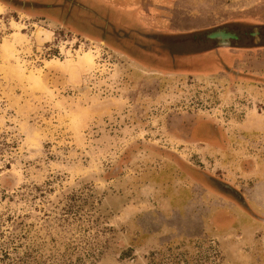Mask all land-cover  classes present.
Returning <instances> with one entry per match:
<instances>
[{"label": "rangeland", "instance_id": "obj_1", "mask_svg": "<svg viewBox=\"0 0 264 264\" xmlns=\"http://www.w3.org/2000/svg\"><path fill=\"white\" fill-rule=\"evenodd\" d=\"M0 1V264H264V226L241 219L238 231L210 234L211 214L237 212L226 197H243L180 175L159 151L217 175L211 151L173 144L164 126L175 115L218 122L240 144L233 158L254 160L251 176L234 166L230 176L255 187L244 190L264 214V79L221 78L201 36L261 0H114L136 18L147 9L149 25L187 31L150 33L128 58L127 11L114 19L101 0ZM199 5L215 9L187 15ZM17 9L94 26L107 44ZM156 42L174 53L171 71L199 75L155 74L169 72Z\"/></svg>", "mask_w": 264, "mask_h": 264}, {"label": "flooded vegetation", "instance_id": "obj_2", "mask_svg": "<svg viewBox=\"0 0 264 264\" xmlns=\"http://www.w3.org/2000/svg\"><path fill=\"white\" fill-rule=\"evenodd\" d=\"M100 1V0H95ZM106 5V7L109 9V15L110 17L114 19H119L120 14H118L116 11H127L125 13L127 19L129 22H131V25L129 27H135L134 29H129V31H121L123 33L127 34V40L123 39L125 43H127V52L124 53V55L128 57H132L135 48L138 49L141 47L140 41H144L148 43V39H152L153 37L149 36L151 35H161V33H167V35L173 33H186L187 31H182L178 28H175L173 26H155L152 24H148L145 22L144 18L148 16L147 9H142V14L139 16H131L130 11L134 8L130 7H119V5L116 4V2H113L114 0H101ZM126 1V0H125ZM160 1V0H159ZM22 4H27L28 6H32L31 2H22ZM1 6H6V2L0 1ZM12 6V5H10ZM200 6V5H199ZM240 7L238 12L233 13L234 15L232 17L225 18L223 21H218L215 24H212L210 26L202 27L205 33L204 40L206 38L207 41L211 42H218L219 45H227V44H243L244 42L249 44H261L259 47H253L255 45H248V48H253L255 50H261L260 54H257L256 57L260 59H264V0L259 1L258 3H255L253 5L245 6L244 8ZM125 9V10H124ZM131 9V10H130ZM188 9V10H187ZM215 8L207 7L201 5L199 8L190 7L185 8V10L188 11L187 15L196 16L199 15L197 12L199 10H204L207 14L210 10H213ZM225 9H231L228 6H225ZM130 10V11H129ZM184 10V9H183ZM224 8H221L220 10H217L219 16H222L224 14L223 12ZM17 11L25 16L28 17H37L36 19L48 21L50 23H54L55 25L60 26L62 29L66 30L67 32L73 34L74 36H77L81 39L87 40L89 42H94L96 44L106 45L107 43L104 41V38H101L100 36H97L94 29H96L94 26L88 27V31L85 29H81L83 27H74L68 23V21L65 20H59L56 18V16L53 15H39L34 13V11L28 10H20L17 9ZM223 17V16H222ZM131 19V20H130ZM223 19V18H222ZM182 21V20H181ZM179 21V22H181ZM178 27L179 25L176 24ZM165 27V28H164ZM90 28V29H89ZM92 31L93 34H91L89 31ZM200 30V29H199ZM104 32V29H103ZM95 33V34H94ZM155 34V35H154ZM113 38V37H111ZM121 41V39H120ZM242 42V43H241ZM149 43H154V41H149ZM155 45H158V42L156 44L151 45L152 47H155ZM243 48V47H242ZM134 51H131L133 50ZM158 47H155L153 50V53L160 55L159 58H166L167 61H165L162 64V67L166 70H169V72H162V71H156L155 74L158 75H168V76H196L199 75V73H182L177 74L174 71H171L173 68L174 61V53H170V48L167 47V51L165 48L164 43H161V49L162 53L158 52ZM252 50V49H251ZM171 51H173L171 47ZM206 52V51H203ZM209 60H215L214 63H217L223 59V56H221V53L216 54L215 56L213 54L207 53ZM234 59H239L241 62L239 66H241L239 69L246 70L252 72V75H255L258 79H264V67H258L253 66L252 63L255 62L256 59L254 56H251V53H241L238 56H233ZM153 62V60H152ZM211 62V61H210ZM234 70V75L231 74H220L221 78L228 79L227 77H234L237 78L240 75V71ZM53 73V72H51ZM233 74V73H232ZM52 75V74H51ZM241 76V75H240ZM239 76V77H240ZM53 81V80H52ZM176 117V115H175ZM175 117H168V119L165 122V128L166 132L169 135V140L175 144V142L178 143L179 147H188V146H195L196 149L204 150L205 153H208V151H211L216 157H217V165L219 167L220 172L217 175H213L210 173L206 168H202V166H194L190 163H186L185 161L182 162L180 159L181 156L173 149L171 151L166 150H160L162 154L165 156L164 158H167L169 161L173 162L176 167L179 166L178 172L180 175L183 176H189L191 172H194L197 177H200L202 179H205L208 177L213 182L212 188H225L231 192L233 197H240L241 203L235 204L230 200V198L226 197V202L230 204L235 210L236 213L231 211L228 212L226 210H217L210 216V223L212 226H210V231L212 233L210 234H222L223 232H229V231H238L239 227L242 226L243 222H240L241 219L248 220L254 224H258L260 226H264V214L258 212L256 207H254L253 203L249 201L248 198V191L244 190V188H255L254 186L250 185L249 181L247 184H239L237 179L230 176L231 170L234 166V169L237 170L241 175L243 176H251V170H255L254 166V160L250 159L248 160V155H241V158L237 155L238 158H233L235 156V150L236 145H240L238 142H235L232 140L231 134H229L226 131V128L219 124L218 122H215L213 120L205 119V118H196V117H189L188 115L182 116L178 115V119H175ZM249 145V144H248ZM187 150V149H185ZM200 150V151H201ZM239 153V152H238ZM202 156V154H201ZM200 156V157H201ZM230 158H233V160H230ZM208 161H205V164H208ZM235 164V165H234ZM254 164V165H253ZM253 165V166H252ZM177 168V167H176ZM171 172V171H170ZM173 172L177 174V169H173ZM175 175V174H174ZM176 176V175H175ZM231 180V181H230ZM206 181V180H205ZM233 181H236L237 183H234ZM195 186L197 188H207L206 183L202 180L195 179ZM195 187V188H196ZM259 186H256L258 188ZM186 188H188L186 186ZM250 192V191H249ZM222 200H224L222 198ZM224 200V201H225ZM240 212V213H239ZM185 213V212H184ZM240 215L242 218H237L236 215ZM248 226V225H247ZM213 227V228H212ZM250 227V226H249ZM253 229V228H252ZM209 233V232H208Z\"/></svg>", "mask_w": 264, "mask_h": 264}, {"label": "crops", "instance_id": "obj_3", "mask_svg": "<svg viewBox=\"0 0 264 264\" xmlns=\"http://www.w3.org/2000/svg\"><path fill=\"white\" fill-rule=\"evenodd\" d=\"M203 38H204V36H203ZM203 42L211 44L213 46V48L216 49L217 54L221 53V56H223V59L221 61H219L217 63L213 62L207 68H211V66H214V69L215 68L217 70L219 69V72H221L220 74H224V75L228 74L229 72L234 74L233 71L238 70V68L241 67V66H239V64L241 63L239 61V59H234V58H232L233 56H238L241 53H246V54L251 53V56L258 58V57H256V55L260 54V52H261V50L253 51L254 50L253 48H251L252 49L251 50L242 44H227V45L223 46V45H219L218 42L207 41L206 38ZM252 45H255L253 47H259V45H261V44L259 43V44H252ZM252 64H253V66H258V67L263 66L264 67V59L258 58ZM209 70H213V69H209ZM238 71H240L241 76H248L249 78H251V77L256 78L255 75L251 76L252 72H250V71L241 70V69H239ZM239 76L237 77V79L241 78ZM227 78L229 79L230 77H227Z\"/></svg>", "mask_w": 264, "mask_h": 264}]
</instances>
